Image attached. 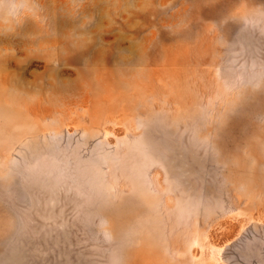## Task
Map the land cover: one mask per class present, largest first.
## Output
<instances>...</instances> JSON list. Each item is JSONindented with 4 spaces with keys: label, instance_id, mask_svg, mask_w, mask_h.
Instances as JSON below:
<instances>
[{
    "label": "rangeland",
    "instance_id": "obj_1",
    "mask_svg": "<svg viewBox=\"0 0 264 264\" xmlns=\"http://www.w3.org/2000/svg\"><path fill=\"white\" fill-rule=\"evenodd\" d=\"M0 264H264V0H0Z\"/></svg>",
    "mask_w": 264,
    "mask_h": 264
}]
</instances>
